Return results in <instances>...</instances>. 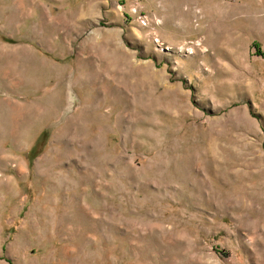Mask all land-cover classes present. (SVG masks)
Returning <instances> with one entry per match:
<instances>
[{"label":"rangeland","instance_id":"1","mask_svg":"<svg viewBox=\"0 0 264 264\" xmlns=\"http://www.w3.org/2000/svg\"><path fill=\"white\" fill-rule=\"evenodd\" d=\"M0 264H264V0H0Z\"/></svg>","mask_w":264,"mask_h":264}]
</instances>
